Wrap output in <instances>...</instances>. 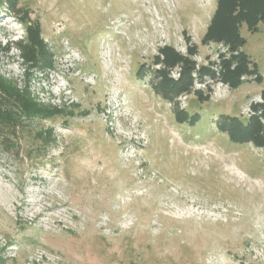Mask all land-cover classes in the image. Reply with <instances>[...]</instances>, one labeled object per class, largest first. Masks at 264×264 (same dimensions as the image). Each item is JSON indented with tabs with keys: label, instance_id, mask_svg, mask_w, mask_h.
Masks as SVG:
<instances>
[{
	"label": "rangeland",
	"instance_id": "1",
	"mask_svg": "<svg viewBox=\"0 0 264 264\" xmlns=\"http://www.w3.org/2000/svg\"><path fill=\"white\" fill-rule=\"evenodd\" d=\"M173 2L171 11L164 0H20L16 12L0 13V77L29 89L37 104L65 112L49 119L20 116L14 136L0 134L5 264H264V146L234 142L220 128L223 118L245 125L258 118L264 131V23L255 34L241 27L258 73L244 74L233 87L223 69L217 74L205 65L208 44L230 47L204 42L218 0L182 5V20ZM154 6L172 37L169 48L182 61L167 64L157 34L137 40L139 31H155ZM121 14L137 18L130 39H108L115 61L102 66L101 39L109 35L99 34L101 27ZM201 14L206 24L194 27ZM36 25L51 65L38 51V65L30 68L23 52L32 43L28 28ZM139 50L173 82L190 61L188 90L165 99L156 89L159 72L147 86ZM124 59L130 60L126 73L118 70ZM113 90L124 94L142 138L129 141L112 130L131 126L124 107L116 112L120 120L108 117ZM180 111L197 114L198 122L178 123ZM222 207L229 210L223 216L200 212Z\"/></svg>",
	"mask_w": 264,
	"mask_h": 264
},
{
	"label": "trees",
	"instance_id": "2",
	"mask_svg": "<svg viewBox=\"0 0 264 264\" xmlns=\"http://www.w3.org/2000/svg\"><path fill=\"white\" fill-rule=\"evenodd\" d=\"M19 1L0 0V13L2 11L16 12ZM261 23H264V0H218L217 9L208 27L204 42L206 43L211 40L224 41L230 45L232 50H238L246 44V40L240 32L243 24L247 25L251 33H256ZM28 30L32 43L30 46L24 47L23 56L30 63V68L38 65L39 59H37L36 54L38 51L46 57V64L51 65L50 56L40 36V27L38 25L34 27L29 26ZM163 52L166 54V62L169 65L183 60L172 48H165ZM234 64H236V67L232 70ZM222 69L224 70L223 79L233 87H238L242 83L241 77L244 74L258 73L256 65H251L244 51L236 56H231L229 59H224L222 61ZM190 71V61L186 60L183 78L178 82L170 80L166 72H159L163 75V80L156 87L158 93L165 99H172L188 90L191 83ZM142 76L143 74H141ZM0 108H4L8 112L7 114H1L2 112L0 111V134L5 135L6 139L16 134V130L20 126V116L31 120L34 118L49 119L59 114H65L63 110L37 104L31 98L29 89L22 92L16 83L7 81L1 77ZM198 120L199 116L197 114H190L187 111H180L177 114V122L180 124L191 123L194 125ZM220 128L221 130L228 131L234 142L245 143L252 141L256 145L264 146L263 126L258 118L250 120L248 125H245L238 118H223ZM47 133L48 139H51L52 130H49ZM5 263L4 259H0V264Z\"/></svg>",
	"mask_w": 264,
	"mask_h": 264
},
{
	"label": "built area",
	"instance_id": "3",
	"mask_svg": "<svg viewBox=\"0 0 264 264\" xmlns=\"http://www.w3.org/2000/svg\"><path fill=\"white\" fill-rule=\"evenodd\" d=\"M164 4L167 6V8L171 11L174 10V2L173 0H164ZM155 8V9H154ZM152 11L154 13H156V22H157V25H156V29L155 31H152L151 30H148V31H139V33L136 35L137 37V40L139 41H144V39H146V42L147 41H150V38L148 37L149 33L150 35L152 34L153 36L152 37H156V34L158 35V37L160 36L161 37V41L159 42L160 44V48H161V51L164 50L165 48H169V47H172V43L170 42V38H172L170 35L168 36V31H167V27L165 26V23L162 21V20H159V15H158V11H157V8L154 6L153 7V10L150 9V13H152ZM135 19L136 16H131V15H128V14H121L120 16L116 17V18H113V19H110L109 22L107 23L106 27H105V30L104 32L106 34L109 35V38L107 37H103L101 39V54H100V64H103L102 66H104V64L106 65L109 64V65H113V62L115 61V54L113 49L115 48L113 44H111V41H108V39H114V37H124L125 39H130V36L128 35V30L130 29V27H132L133 23H135ZM58 27H60V25L58 24ZM157 31V33H156ZM179 35L182 37V39L184 41H187L183 35L184 33V30L181 29L180 31H178ZM149 35V36H150ZM191 37V41H194L193 39L195 38V35H190ZM190 41V42H191ZM138 44H135L133 45V48L134 49H137L138 47ZM190 46H192V42L190 43ZM152 47L154 50H157L156 47H157V44L156 42L154 44H152ZM206 48L211 52V58L209 59V61H205V65L207 67H210L213 69V71H215L217 74H219V70L221 71L222 70V65H221V61L223 59H229L231 58V56H236L238 55L240 52H242V49H238L236 51H233L230 47H224L223 45L222 46H219V49H212L213 47L211 46V44H208L206 46ZM119 49V47H118ZM139 49V48H138ZM117 51V50H116ZM140 53V57L143 59L142 62H141V66L145 65L148 69H147V73H146V76L143 77V81L144 83L147 85V86H150V83L153 79V74L154 73H158V72H161L162 71V65L160 63L157 62V60L154 58L152 62H148L146 61V57L148 56L147 55V52L144 50V51H138ZM114 54V55H113ZM117 54L118 56H120L121 54L119 53V51H117ZM120 54V55H119ZM156 57V56H155ZM124 68H120L118 70H124V73H126L125 71L127 70H130V60H127V59H124ZM151 66V67H150ZM233 67H236V64L233 65ZM111 70H115L113 68H110ZM171 74H172V78L174 79H177L175 78L174 76L177 74V72L175 71H171ZM199 74V73H198ZM180 77V73L178 74ZM206 82H197V84H205ZM219 92H221L220 90H218ZM55 95V94H54ZM58 96H60V94L58 93L57 94ZM215 95H213L212 98H215ZM111 108H109V112L108 113V117H112V119L114 118V121H116V119L118 118L120 120V118L123 117V114L120 116L119 114H116V112L118 113L119 111H121L122 107H126V101L124 99V94L121 92V91H116V90H113V93L111 95ZM122 98H123V101H122ZM113 110L115 111L114 114H113ZM125 113L124 116L126 115V119H128L129 121H131V126H128V127H118L117 125L115 126V128L113 127L112 130L116 131L117 134H118V130H122L123 133H121V135L128 139L129 141H132V140H138L139 138L138 137H141L143 136V134L141 133L142 131H140V124L139 123H136L138 121L135 122L134 120V113L132 112V110H129L127 108L124 109ZM123 111V113H124ZM107 117V116H106ZM116 118V119H115ZM144 139V137H143ZM228 208L226 207H222L221 209L219 210H210V209H206V210H201L200 212L202 214H205V215H210L211 217L212 216H215V215H226L227 212H228Z\"/></svg>",
	"mask_w": 264,
	"mask_h": 264
},
{
	"label": "crops",
	"instance_id": "4",
	"mask_svg": "<svg viewBox=\"0 0 264 264\" xmlns=\"http://www.w3.org/2000/svg\"><path fill=\"white\" fill-rule=\"evenodd\" d=\"M190 1H192V0H177V2H178V4H179V13H181V14H179L180 16V18H181V20H182V18L185 16V13H182V12H180L181 10H182V8H181V6L182 5H185L186 6V9L187 8H190V7H193V6H190L191 4H194V2H190ZM194 1V0H193ZM189 2V3H188ZM181 9V10H180ZM189 10V9H188ZM209 10V9H208ZM212 12V10H209V11H206V14L207 15H209L210 13ZM205 14V15H206ZM204 14H201L199 17H197L196 18V20H193L192 21V24H194L193 26L194 27H197V25H199V23L201 24V25H205L206 24V18H205V16H203ZM183 16V17H182ZM185 18V17H184ZM212 19V18H211ZM180 20V21H181ZM191 24V25H192ZM106 25H107V22L104 24V25H102V27H101V31H100V33L99 34H101V33H103L104 31H102L103 29L105 30V27H106ZM190 25V26H191ZM192 27V26H191ZM249 31V30H248ZM258 31H259V29H258ZM257 31V32H258ZM205 32V31H204ZM250 32V31H249ZM256 32V33H257ZM251 33V32H250ZM253 34H255V33H253ZM243 38H245V37H243ZM98 39V38H97ZM245 40H246V38H245ZM96 42H97V40H96ZM246 44H247V41H246ZM246 44H245V46H244V50H245V52H246V54L248 55V53H247V48H246ZM248 57H249V55H248ZM250 59V58H249ZM95 60H96V62H98V54H97V56L95 57ZM99 63V62H98ZM256 65H257V63H255ZM261 72V71H260Z\"/></svg>",
	"mask_w": 264,
	"mask_h": 264
}]
</instances>
